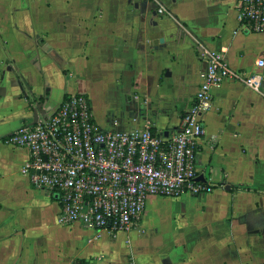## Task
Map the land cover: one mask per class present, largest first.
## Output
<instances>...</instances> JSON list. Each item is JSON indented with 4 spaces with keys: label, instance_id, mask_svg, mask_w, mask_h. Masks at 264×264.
I'll use <instances>...</instances> for the list:
<instances>
[{
    "label": "crops",
    "instance_id": "1",
    "mask_svg": "<svg viewBox=\"0 0 264 264\" xmlns=\"http://www.w3.org/2000/svg\"><path fill=\"white\" fill-rule=\"evenodd\" d=\"M0 0V264H264V33L239 0ZM199 45L227 78L203 113L198 195H151L138 226L62 224L60 201L32 184L28 150L7 143L35 110L88 97L103 130L178 132L204 78Z\"/></svg>",
    "mask_w": 264,
    "mask_h": 264
},
{
    "label": "built area",
    "instance_id": "2",
    "mask_svg": "<svg viewBox=\"0 0 264 264\" xmlns=\"http://www.w3.org/2000/svg\"><path fill=\"white\" fill-rule=\"evenodd\" d=\"M154 1L158 12H167ZM237 18L243 29L264 33V0H239ZM198 54L207 69L172 136H160L150 126L103 130L94 122L88 97L80 93L67 95L53 113L20 126L7 138V143L28 150L25 170L32 184L60 201V223L128 230L139 225L151 195H198L211 189L199 180L196 159L212 91L227 78L258 89L262 75L230 69L218 51L203 45Z\"/></svg>",
    "mask_w": 264,
    "mask_h": 264
},
{
    "label": "water",
    "instance_id": "3",
    "mask_svg": "<svg viewBox=\"0 0 264 264\" xmlns=\"http://www.w3.org/2000/svg\"><path fill=\"white\" fill-rule=\"evenodd\" d=\"M40 113H43L42 106H39L38 109L35 110V120L33 124L37 122Z\"/></svg>",
    "mask_w": 264,
    "mask_h": 264
}]
</instances>
